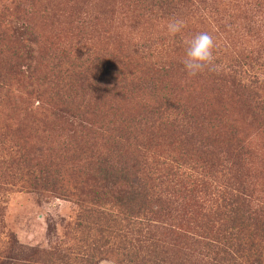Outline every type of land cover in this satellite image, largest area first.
<instances>
[{
	"label": "trees",
	"instance_id": "trees-1",
	"mask_svg": "<svg viewBox=\"0 0 264 264\" xmlns=\"http://www.w3.org/2000/svg\"><path fill=\"white\" fill-rule=\"evenodd\" d=\"M123 1L169 20L184 21L185 7H206L205 0L200 7ZM19 8L0 0V41L13 44L0 47V140L13 144L0 155V184L72 199L79 216L69 247L30 249L0 264H264V53L214 51L205 73L214 77L220 109L212 112L210 100L196 113L181 101L184 88L160 86L184 74L182 64L152 63L150 77L105 53L63 48L46 61L33 44L39 35L20 25ZM138 98L139 111L122 106ZM229 106L239 107L240 119L227 115ZM31 138L56 157L45 158L43 146L27 152Z\"/></svg>",
	"mask_w": 264,
	"mask_h": 264
},
{
	"label": "rangeland",
	"instance_id": "rangeland-1",
	"mask_svg": "<svg viewBox=\"0 0 264 264\" xmlns=\"http://www.w3.org/2000/svg\"><path fill=\"white\" fill-rule=\"evenodd\" d=\"M15 1L20 3V13L17 10V15H22L20 25L33 28L39 35L33 38V44L48 53L46 61L57 49L72 48L73 54L91 58L105 53L107 59L115 60L117 65H131L135 72L148 73L152 77V63H165L164 66L182 64L184 40L200 32L211 34L216 44L214 51L228 58L250 52L255 55L264 53V0L261 7L254 6L255 0H205V8L200 7L201 0H197L196 5L200 9L194 12L187 7L182 9L180 17L185 18V26L175 37L167 34L165 25L169 19L161 14H152V9L142 4L134 5L123 0ZM14 6L11 5L12 8ZM158 39L163 41H156ZM152 41H156L155 44L152 45ZM12 45L6 42L3 45L0 41L2 48ZM152 55L156 59H152ZM213 80L214 77L208 78L205 71L195 78H189L180 70L172 73L170 81L164 80L160 86L184 88L186 92L181 91V101L194 107L196 113L204 111L203 106L206 107L208 101L213 100L215 105L211 110L214 112V109H220V105L214 100L219 96L215 93ZM147 87L145 97H150L152 83H148ZM140 103L141 98H138L122 106L135 112L140 110ZM237 113L240 119L242 111L239 107H228L229 117L235 118ZM252 135L255 137L254 133ZM24 136L27 138L30 134L20 137ZM31 141L27 152L33 154L39 150V146H43L45 158L56 157V151L48 150V143L36 141L35 138H31ZM259 141V138L254 139V143ZM12 146L11 139L0 140V155H4ZM3 171L6 172L5 167ZM4 181L7 184H0L1 262H13L11 258L29 256L30 249L52 251L73 244V226L78 220L79 206L72 199L58 198L56 193L34 189L26 183L10 184V181ZM23 247L28 250H23ZM99 264L116 263L106 259Z\"/></svg>",
	"mask_w": 264,
	"mask_h": 264
},
{
	"label": "clouds",
	"instance_id": "clouds-1",
	"mask_svg": "<svg viewBox=\"0 0 264 264\" xmlns=\"http://www.w3.org/2000/svg\"><path fill=\"white\" fill-rule=\"evenodd\" d=\"M184 21L180 19L169 20L166 25L167 34L175 37L182 32ZM185 54L181 61L185 74L191 78L210 69L214 65V38L208 32H200L184 40Z\"/></svg>",
	"mask_w": 264,
	"mask_h": 264
}]
</instances>
